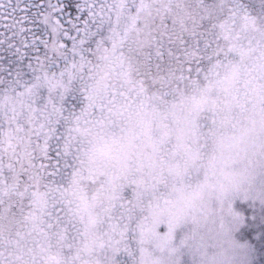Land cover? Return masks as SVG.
Masks as SVG:
<instances>
[{"label":"snow or ice","instance_id":"snow-or-ice-1","mask_svg":"<svg viewBox=\"0 0 264 264\" xmlns=\"http://www.w3.org/2000/svg\"><path fill=\"white\" fill-rule=\"evenodd\" d=\"M0 264H264V0H0Z\"/></svg>","mask_w":264,"mask_h":264}]
</instances>
